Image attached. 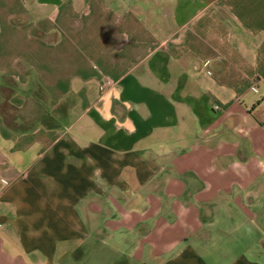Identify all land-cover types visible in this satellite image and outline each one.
Returning <instances> with one entry per match:
<instances>
[{
	"label": "crops",
	"instance_id": "0c3cea01",
	"mask_svg": "<svg viewBox=\"0 0 264 264\" xmlns=\"http://www.w3.org/2000/svg\"><path fill=\"white\" fill-rule=\"evenodd\" d=\"M0 264H264V0H0Z\"/></svg>",
	"mask_w": 264,
	"mask_h": 264
}]
</instances>
